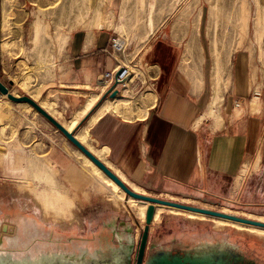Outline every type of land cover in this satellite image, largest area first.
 <instances>
[{
    "label": "rangeland",
    "instance_id": "obj_1",
    "mask_svg": "<svg viewBox=\"0 0 264 264\" xmlns=\"http://www.w3.org/2000/svg\"><path fill=\"white\" fill-rule=\"evenodd\" d=\"M73 1L0 0V82L11 95L27 96L42 105L43 110L64 128L77 115L79 121L72 132L74 136L78 128L89 127L94 108L106 96L98 83L83 93L62 89L54 79L47 77L46 68L49 63L43 61L46 54H42L46 48L48 51L58 47L56 39L48 38L52 31L50 25L59 9L65 5L71 8ZM213 5L217 6L218 15ZM238 7H241L245 16V24L238 20ZM106 10L114 13L111 33L114 32V37L119 35L124 38L128 47L127 60L134 59L135 63L139 62V52L159 34L171 38L181 37L185 38L187 45L198 48L200 55L204 56L205 68L212 80L213 58L210 49L217 40L223 61L221 89L224 87L219 112L227 106L226 111L229 108L233 110V101L239 104L240 97L235 92V85L245 82L248 91L241 100L249 105L258 92L256 96L264 114V23L258 28L254 26L257 12L260 11L264 17V0H114ZM91 16L85 18V25L79 26L80 29L89 27ZM39 17L49 24V31H42L38 39H35V20ZM79 28L71 31L69 38H78V35L73 34ZM57 54L54 53V60L59 57ZM210 85L209 94L212 93ZM91 94L98 95V98L92 110L84 115L83 105L86 97ZM138 95L126 96L129 99L128 106L137 113L143 101L152 97L151 94ZM73 97L76 99L74 102ZM133 118L138 117L130 119ZM0 129L9 141L17 143L16 191L10 188L8 199L32 207L33 220L37 223L25 229L17 228L14 238L5 235L0 247V264H134L142 230H137V240L129 261L127 257L124 258L128 244L120 243L129 235L126 231L128 223L134 224L138 220L144 225L141 222L142 213L134 210L138 207L133 205L131 198L125 196V193H113L107 183L108 177L103 172H95L93 166L86 162L85 156L29 105L13 103L1 95ZM20 143L32 146L37 143L39 149L24 152L20 150ZM82 145L87 149L92 147L89 141ZM46 151H49L48 160L52 163L41 154ZM74 165L85 174V184L80 178L70 175L69 171ZM55 189L60 190L69 201L68 207L64 209L66 218L55 225L41 223L38 220L39 196H46V201L53 204L58 196ZM83 190L86 204L83 206L80 203L77 206V192ZM118 198L122 199L127 209L114 207L112 201ZM259 203L258 200H250V206H242L237 213L231 212L233 209L229 211L227 207L223 212L264 223V206H259ZM165 208L161 209L165 212L158 215L160 210L154 220H161V224L151 232L143 264H161L167 260L173 262L187 253L210 254L213 249V258L217 263L224 257L225 264H264V239L256 234L258 228L239 223L238 227L229 222L218 225L215 220L218 218L208 216L201 220L209 222L206 228L197 223L200 219L193 222ZM208 232H213V242L209 248L192 241ZM174 239L176 241L171 242ZM165 252L169 253L170 258L160 255Z\"/></svg>",
    "mask_w": 264,
    "mask_h": 264
},
{
    "label": "crops",
    "instance_id": "obj_2",
    "mask_svg": "<svg viewBox=\"0 0 264 264\" xmlns=\"http://www.w3.org/2000/svg\"><path fill=\"white\" fill-rule=\"evenodd\" d=\"M113 1L109 0V5ZM75 35L78 38H69L59 55L55 52L59 57H55V76L51 80L54 79L62 89L86 93L89 87L100 85L99 76L116 66V60L109 54L110 42L115 37L111 28L86 27L76 31ZM180 38L159 34L139 52L137 64L144 67L148 79L155 81L152 97L143 101L140 112L125 106L122 95L106 98L94 108L89 127L78 128L74 137L81 144L89 141L92 145L89 150L138 194L221 213L227 208L237 213L242 206H250V200H258L259 206H264V114L261 110L252 113L250 106L241 100L248 91L241 80L242 84L235 85L240 102H232L233 110L226 111L228 106L223 109L221 121L215 122L208 116L198 122L206 114L211 100L212 93L208 90L212 81L205 68L204 56L198 48L187 45L185 38ZM223 89L222 86V93ZM79 92L77 95L81 96ZM97 98L98 95L93 94L86 97L82 114L92 110ZM72 99L76 101L74 97ZM89 100L93 101L86 108ZM76 117L77 123L71 133L78 125ZM132 117L138 118L130 119ZM20 145L24 152L39 149L37 143ZM48 153H41L45 160L49 159ZM1 166L4 169H0V224L9 198L8 190L16 191L17 183V143L9 141L0 129ZM69 173L85 184V174L75 165ZM76 198L79 199L77 206L80 203L85 206L84 190L78 191ZM116 200L119 202L117 209H127L121 198ZM146 206L147 203L143 208L132 206L142 213V223ZM162 208L164 206H155L147 247L152 230L161 224V220H154ZM169 210L193 221L187 211ZM164 212L161 210L158 215ZM197 223L206 228L210 225L201 219ZM143 226L138 220L134 224L128 223L126 231L129 235L120 243L134 245L137 230H142ZM212 236L213 232H208L192 241L208 247L213 242Z\"/></svg>",
    "mask_w": 264,
    "mask_h": 264
},
{
    "label": "bare ground",
    "instance_id": "obj_3",
    "mask_svg": "<svg viewBox=\"0 0 264 264\" xmlns=\"http://www.w3.org/2000/svg\"><path fill=\"white\" fill-rule=\"evenodd\" d=\"M108 4H109V0H98V3H96V0H74L71 8H69L68 5H65L64 7L59 9V11L55 14V16L53 18L52 24L50 25L52 31L49 33L52 36H50V34L48 36L49 39H52V38L56 39L57 44H56L55 40H54V42H55L56 46L58 45V47L56 50H54V48L52 47L48 51H46L47 50V48H46L45 52L43 51L44 54H42V55L46 54V57L45 56L43 57V59H44L43 61L49 63L48 64L49 67L46 68L47 69L46 74L48 75L47 77H50V79H52L55 76V65L53 64L54 53L55 52L60 53L62 51V49L64 48V46L66 45V43L68 41L69 33L71 31L75 30L76 28H79V26H84L85 25V18L88 15H90V14L92 15L91 16L92 21H90V23L88 24L89 27H93L95 29H103V28L109 29V28L113 27L112 20L114 17V13L112 10L107 12L106 8L108 7ZM214 11H215L216 15H218L217 6H214ZM236 14H237L238 20L242 21L245 24V18H244L245 16L242 14L241 7H238ZM35 21H36L35 22L36 26L34 28V34L33 35H34L35 39L36 38L38 39V36L42 31H45V32L49 31V29H48L49 24H47L46 20L44 21L41 17H39ZM263 23H264V17L261 14V12L259 11V12H257L256 17L254 18V26H255V28H258L259 25L263 24ZM213 30H214V28H213ZM217 34L215 37H217ZM213 39H214V37H213ZM214 40H216V39H214ZM216 41L212 43V45H211L212 47L210 49V51H212V58H213V65H212L213 66V72H212V80H211L212 81V89H213L212 97H211V100L208 104L206 114L203 115L202 117H200L198 122L202 121L204 118H206L208 116H212L215 119V122H217L218 120H220V121L222 120L218 108H219L221 101H222L221 100L222 99V97H221V83H222L221 68H222L223 61L219 55L220 53L218 51ZM125 94H126V91L123 90L122 91V97L124 99L123 102H124L125 106H128L127 102L129 101V99L127 100V97H126L127 95H125ZM258 94L259 93L256 92L254 98L249 103L250 111L252 113L259 112L261 105H262L259 101V98L256 96ZM92 101L93 100L88 101L86 108H88L90 106ZM237 114H238V112L236 111V115ZM76 123H77V117L75 115L71 119V122L67 128H64L63 126L62 127L65 129V131H67L68 133H71V131L75 127ZM74 138L76 139V137H74ZM85 160H86V162L90 163L93 166V169L95 172H97V173L102 172L88 158L85 157ZM107 183H108V186L111 188L113 193H115V194H120V193L123 194L124 193L119 188V186L117 184H115L111 179L107 178ZM55 193L58 196L56 197L57 199L54 201L53 204H51L52 202L50 203V202L46 201V196H44V195L39 196L41 199L39 202L38 220L41 223H48V224L55 225L57 223H62L66 218L65 213H64V209H65V207H68L69 201H67V199H66L67 197H65L63 194L60 193V190L55 189ZM130 200L133 203V205L140 206L142 208L145 206V203H146V202H142V201L139 203L138 201H136L133 198H131ZM51 201H53V200H51ZM112 202L114 204V207L119 208V202L117 200L112 201ZM186 214L193 221L198 220V219L203 220L205 218V216L203 214L196 215V214H194V212L193 213L189 212ZM33 216H34V214L31 215L28 226H36L37 225L36 221L33 220ZM215 220L217 221L218 225L229 222L232 225H237L238 227H240V225H238L237 222H233V221L231 222L230 220H225V219H220V218L215 219ZM239 224H241V223H239ZM241 225H244V224H241ZM244 226H248V225H244ZM250 227H253V226H250ZM255 228H257V227H255ZM7 229L10 230V233L8 234V232H7V234H5V235L8 238H14L16 236L15 228L9 227ZM257 231H258V233H256V234L263 237V239H264V229L258 228ZM127 249L129 250V247ZM128 250L126 253L129 252Z\"/></svg>",
    "mask_w": 264,
    "mask_h": 264
},
{
    "label": "water",
    "instance_id": "obj_4",
    "mask_svg": "<svg viewBox=\"0 0 264 264\" xmlns=\"http://www.w3.org/2000/svg\"><path fill=\"white\" fill-rule=\"evenodd\" d=\"M0 95L5 96L8 100H10L13 103L29 105L37 113H39L43 118H45L50 124H52L57 130H59L67 138V140H69V142L75 148H77L79 152H81L85 157H87L91 162H93L104 173L105 176H107L115 184H117L119 188L125 193V196L133 198L137 201H142V202L147 203V206L145 209L144 226H143L142 233L140 236L139 245L137 248L136 259H135L134 264H143V259L145 256L147 240H148V235H149V226L152 224V221L154 219L156 205H162V206L169 207V208H175V209H179L183 211L194 212V213L203 214L205 216L212 217V218L214 217V218L230 220V221L241 223L244 225L264 229V223L262 222L240 218V217L232 216V215L217 212V211L207 210L204 208H198L194 206H189V205L179 204V203L170 202L166 200L156 199V198L144 196V195L134 192L129 187H127L121 181V179H119L109 168H107L105 164L100 159H98L89 149H87L80 142H78L74 138L72 133H68L67 131H65V129L59 123H57L49 115V113L43 110V108H41V106L37 104L34 100H32L30 97H27V96L15 97L11 95L8 89L4 85H2L1 82H0ZM116 95H117V92L114 91L112 94L109 95V97L114 98ZM9 200L10 199H8V202L5 206L3 220L0 226V247H1V244L3 243V240L5 239V234H7V232L8 234L10 233V230H8L7 228L9 227L15 228V233L17 232L16 230L17 228H23V229L28 228L29 220L32 215V207L27 206V205H19L18 203L9 201ZM128 247H129V250H128L129 252L124 256V258L127 257V261H129V257L132 252L133 244L128 245ZM213 250H211L212 252H209L210 254H207V252L205 253L199 252L198 254H195V255H191L187 253L184 256L177 257V259L173 262H171L170 260H167V261L161 262V264H225L224 262L226 260L223 259L224 257L223 258L221 257L220 263H217L214 261ZM160 255H163L165 258H170L169 253H166V252L160 253Z\"/></svg>",
    "mask_w": 264,
    "mask_h": 264
},
{
    "label": "built area",
    "instance_id": "obj_5",
    "mask_svg": "<svg viewBox=\"0 0 264 264\" xmlns=\"http://www.w3.org/2000/svg\"><path fill=\"white\" fill-rule=\"evenodd\" d=\"M128 47L126 41L117 35L110 42V56L116 60V66L111 70L104 72L98 77V82L103 89V95L108 99L121 97L125 90L127 96H142V94H151L155 88V81L146 77L144 67L135 63L134 59L127 60ZM128 61V62H127ZM114 91L117 95L110 98L109 95Z\"/></svg>",
    "mask_w": 264,
    "mask_h": 264
}]
</instances>
